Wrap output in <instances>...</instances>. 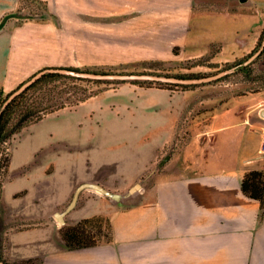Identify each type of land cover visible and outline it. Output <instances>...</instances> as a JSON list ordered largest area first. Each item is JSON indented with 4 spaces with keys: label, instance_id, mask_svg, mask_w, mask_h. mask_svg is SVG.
I'll return each mask as SVG.
<instances>
[{
    "label": "crops",
    "instance_id": "0c3cea01",
    "mask_svg": "<svg viewBox=\"0 0 264 264\" xmlns=\"http://www.w3.org/2000/svg\"><path fill=\"white\" fill-rule=\"evenodd\" d=\"M47 1L70 13L72 2L83 0ZM16 2L0 0L3 90L14 89L21 68L34 64L21 57V41L31 38L34 52L37 25L9 15ZM159 12L174 16L168 32H180L168 35L171 45H181L188 58L210 56L214 63L250 55L264 31V0H167ZM221 93L227 94L198 104L168 89L133 86L48 115L47 126L31 135L40 146L90 149L91 179L105 173L106 188L116 181L127 187L151 161L165 158L153 169L148 208L126 214L133 236L149 239L147 264H264V201L241 187L246 173L264 172V89ZM63 155L60 162L72 166Z\"/></svg>",
    "mask_w": 264,
    "mask_h": 264
},
{
    "label": "rangeland",
    "instance_id": "374dc122",
    "mask_svg": "<svg viewBox=\"0 0 264 264\" xmlns=\"http://www.w3.org/2000/svg\"><path fill=\"white\" fill-rule=\"evenodd\" d=\"M17 1L18 7L9 15L19 17L20 23L29 17L37 25L35 51L31 38L29 42L21 41L25 48L21 57H32L34 64L21 68L20 83L12 90L2 89L3 97L49 67L96 73H157L180 78L214 76L204 82L180 84L96 80L64 74L68 78H58L46 90L65 97L83 95L84 91L91 94L48 115L83 107V102L90 103L98 95L118 94L133 86L168 89L187 103L198 104L224 96L227 94L221 93L224 91L264 89L263 58L258 53L261 47L251 56L222 64L212 62L210 56L188 58L181 45H171L173 39L168 35L173 38L180 32L174 34L165 29L175 21L173 15L159 12L166 10L167 0H83L72 2L70 13L47 0ZM183 19L179 16L177 20ZM39 96L44 97L43 93ZM45 117L19 132L7 131L3 137L0 158L3 148L8 147L10 161L7 167L0 161V261L7 264H147L149 239L133 236L130 228L133 220L126 214L139 207L148 208L153 169L157 171L165 158L151 161L136 182L125 183L127 187H120L119 181L115 186L105 187L109 194L93 187L84 188L75 207L66 212L81 183L92 181L102 185L109 179L104 177L105 173L91 179L90 149L75 151L37 145L31 134L47 126ZM188 120L185 117L179 122L184 128L181 135L186 131ZM62 154L74 161L72 166L60 162ZM76 162H82L83 168L71 170ZM56 211L66 212L65 224L57 219ZM84 219H89L85 227L97 242L70 248L61 230L64 225H75Z\"/></svg>",
    "mask_w": 264,
    "mask_h": 264
},
{
    "label": "trees",
    "instance_id": "16d2710c",
    "mask_svg": "<svg viewBox=\"0 0 264 264\" xmlns=\"http://www.w3.org/2000/svg\"><path fill=\"white\" fill-rule=\"evenodd\" d=\"M263 39L264 31L262 37L258 41L257 48L250 56L261 47L259 53L262 55V58H264V45H261ZM240 62L241 60L238 61V63ZM58 78H68V76L57 72H45L14 96H12V94L22 84L5 97L2 96V89H0V149L3 137L7 131L10 133L19 132L23 127L40 121L55 110L66 105L78 103L91 94L84 91L83 95H70L65 97L64 95L52 92V90L47 91L46 87L57 81ZM40 93H43L44 97H40ZM2 151L0 161L7 167L10 161V152L8 147L3 148ZM241 187L245 194L260 199L263 202L264 172L250 171L246 173ZM87 222H89V219H84L75 225L63 226L61 230L62 237L70 248H79L96 244L97 241L94 239V236L89 232L90 230L85 227Z\"/></svg>",
    "mask_w": 264,
    "mask_h": 264
},
{
    "label": "water",
    "instance_id": "95a60500",
    "mask_svg": "<svg viewBox=\"0 0 264 264\" xmlns=\"http://www.w3.org/2000/svg\"><path fill=\"white\" fill-rule=\"evenodd\" d=\"M262 45H264V39L262 42ZM260 52V50H259ZM258 52V53H259ZM45 72H57V73H62V74H70L74 75L80 78H87V79H96V80H117V81H159V82H166V83H180V84H193V83H198V82H204L206 80H209L213 77H206V78H180L179 76H167V75H159L157 73H138V72H131V73H96V72H88V71H77L74 69H69L66 67H49L44 70H41L34 74L28 81L23 83L14 93L12 96L15 94L19 93L21 90H23L28 84L36 80L39 76L44 74ZM86 187H93L94 189L100 190L105 194H109L110 191L106 189L104 186L98 184V183H93L92 181L90 182H84L81 183L75 190L72 199L67 206L66 212H69L72 210L79 198L80 192L86 188ZM66 212H55V216L57 219L62 223H66L65 219V214ZM0 264H7L3 261H0Z\"/></svg>",
    "mask_w": 264,
    "mask_h": 264
},
{
    "label": "built area",
    "instance_id": "2783aa9c",
    "mask_svg": "<svg viewBox=\"0 0 264 264\" xmlns=\"http://www.w3.org/2000/svg\"><path fill=\"white\" fill-rule=\"evenodd\" d=\"M182 137V135H180Z\"/></svg>",
    "mask_w": 264,
    "mask_h": 264
}]
</instances>
